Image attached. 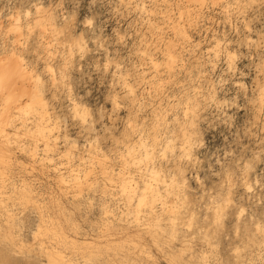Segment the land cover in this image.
<instances>
[{"label":"rangeland","instance_id":"374dc122","mask_svg":"<svg viewBox=\"0 0 264 264\" xmlns=\"http://www.w3.org/2000/svg\"><path fill=\"white\" fill-rule=\"evenodd\" d=\"M2 75L0 264H264V0H0Z\"/></svg>","mask_w":264,"mask_h":264},{"label":"bare ground","instance_id":"6f19581e","mask_svg":"<svg viewBox=\"0 0 264 264\" xmlns=\"http://www.w3.org/2000/svg\"><path fill=\"white\" fill-rule=\"evenodd\" d=\"M5 73H6V72H5ZM8 77H9V76H8ZM8 77H7V78H8ZM5 80H8V79H6V77H5L4 75L0 76V87L3 86V84L5 83ZM10 80H11V79H9V81H8L9 83H8V84L11 83L12 80H11V81H10ZM12 83H14V82H12ZM12 83H11V84H12ZM5 84H6L5 89L7 90V88H8V90H9V86H8V84H7V83H5ZM5 84H4V85H5ZM7 86H8V87H7ZM10 86H11V85H10ZM6 87H7V88H6ZM2 88H4V87H2ZM5 89H4V90H5ZM1 91H2V89H1ZM6 93H8V92L6 91ZM9 94H10V93H9ZM8 96H10V95H7V98H8ZM6 100H7V99H6Z\"/></svg>","mask_w":264,"mask_h":264}]
</instances>
